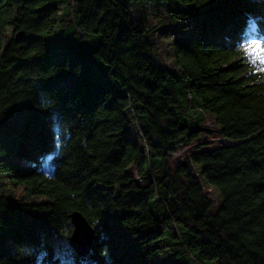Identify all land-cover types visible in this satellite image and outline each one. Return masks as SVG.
<instances>
[{
  "label": "trees",
  "instance_id": "1",
  "mask_svg": "<svg viewBox=\"0 0 264 264\" xmlns=\"http://www.w3.org/2000/svg\"><path fill=\"white\" fill-rule=\"evenodd\" d=\"M145 3L187 32L162 27L169 57L150 35L158 10L133 11ZM254 42L264 0H0V178L22 196L0 193V264H264ZM205 116L215 140H198ZM72 211L95 230L85 257Z\"/></svg>",
  "mask_w": 264,
  "mask_h": 264
},
{
  "label": "rangeland",
  "instance_id": "2",
  "mask_svg": "<svg viewBox=\"0 0 264 264\" xmlns=\"http://www.w3.org/2000/svg\"><path fill=\"white\" fill-rule=\"evenodd\" d=\"M140 5L141 6H138V8L136 7V5H134L133 11L136 14H140L144 12L146 13L149 9L150 11H153L154 8L158 10L157 14L153 13L152 15L151 12L148 15L146 13L147 16H149L148 19L151 23L152 28L154 27V31H151L150 35L153 37L155 42L156 56L159 55L161 58H163L164 56L169 57V45L172 40H170L171 38L170 34H166V32H164V28L162 27H167V25L171 23L173 24V22L168 18H166L165 6L159 5V7H157L156 5L154 6L152 3L151 6L147 3ZM173 32L175 33V36L173 35V37H177L176 38L177 41L182 42L186 38L187 32H182L181 29H177L176 26H174ZM47 46L51 51L54 52L55 57H57L58 59L63 58L61 37L58 33L54 34V36L48 39ZM59 83L63 84V82H59ZM198 127L200 129L198 140H202V139L215 140L219 137V132H218L219 128L214 125L211 117L205 116L204 121ZM2 136H3V132H0V138ZM205 189L207 192L210 193L209 195L212 196L215 202L219 201L218 194L215 189H213L212 187H206ZM0 193L7 196L10 199H17L19 197H22L21 195H18L11 188L8 181L3 178H0ZM26 199L29 201H38L40 198L31 197ZM155 261L156 263H160V264H187L186 261L180 259L176 260L175 258H173V255L168 251L161 253L156 258Z\"/></svg>",
  "mask_w": 264,
  "mask_h": 264
},
{
  "label": "water",
  "instance_id": "3",
  "mask_svg": "<svg viewBox=\"0 0 264 264\" xmlns=\"http://www.w3.org/2000/svg\"><path fill=\"white\" fill-rule=\"evenodd\" d=\"M22 33L15 34V40H19ZM71 231L68 237V244L78 257H85L92 246L95 237L94 228L88 223L86 218L77 211L68 214Z\"/></svg>",
  "mask_w": 264,
  "mask_h": 264
},
{
  "label": "snow or ice",
  "instance_id": "4",
  "mask_svg": "<svg viewBox=\"0 0 264 264\" xmlns=\"http://www.w3.org/2000/svg\"><path fill=\"white\" fill-rule=\"evenodd\" d=\"M245 51L254 57L253 63L259 62L261 65H264V46L258 43H252L245 46ZM264 71V68L260 69Z\"/></svg>",
  "mask_w": 264,
  "mask_h": 264
},
{
  "label": "bare ground",
  "instance_id": "5",
  "mask_svg": "<svg viewBox=\"0 0 264 264\" xmlns=\"http://www.w3.org/2000/svg\"><path fill=\"white\" fill-rule=\"evenodd\" d=\"M251 31V29H249Z\"/></svg>",
  "mask_w": 264,
  "mask_h": 264
}]
</instances>
